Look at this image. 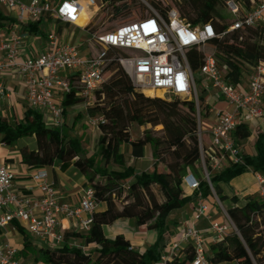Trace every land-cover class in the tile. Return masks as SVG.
Listing matches in <instances>:
<instances>
[{
	"label": "built area",
	"instance_id": "2783aa9c",
	"mask_svg": "<svg viewBox=\"0 0 264 264\" xmlns=\"http://www.w3.org/2000/svg\"><path fill=\"white\" fill-rule=\"evenodd\" d=\"M0 7L14 13L19 23L50 16L56 22L73 26L77 24L83 7L93 8L94 16L102 9L103 2L84 0L82 4L77 0H63L57 6H52L48 0H30L28 4L18 0H0ZM223 9L231 20L221 32L210 23L190 26L175 9L170 10L166 16L153 11L143 18L122 24L101 35L88 31L87 41L96 45L95 52L89 55H82L75 46L62 41L57 34L49 33L46 36L45 49L39 56L21 59V39L12 34L9 40L0 38V75H17L23 82L29 109L42 113L55 128L63 125V109L54 102L55 95L58 94L63 99L65 94L74 89L71 80L75 79L79 89L77 97L85 107L91 105L94 92L105 80V68L112 61L128 76L134 89L143 95L159 92L168 100L176 98L193 101L196 105V137L202 180L213 192L210 176L223 171L226 165L245 166L243 152L233 137L237 125H247V122L253 121L264 125V61L248 67L249 75L245 84L240 82L234 85L228 80L226 67L217 66L214 52L202 53V62L196 73L230 110L214 111V121L208 129L199 125V95L187 54L190 51H200L210 41L220 40L235 31L264 24V0H227ZM111 51H115L117 55L110 58ZM10 95V91L0 86V98ZM88 123L98 129L105 120L102 116L88 117ZM253 174L258 195L264 203V176ZM14 178L12 168L2 164L0 231L7 227L16 231V227L20 226L35 239L52 248H71L65 238L62 221L71 220L80 234L88 233L93 214L99 206L90 186L86 185L81 189L76 205H70L64 202L53 184L47 182L45 169H37L30 175L38 193L35 196L17 193L13 188ZM183 186L194 193V220H208V227L205 231L194 226L185 228L179 240L169 243L154 264H168L180 260L186 246L191 247L194 256L190 264H209L206 259L205 236L215 243L231 233L238 234L227 214L223 222L210 220V203L202 197L200 180L195 175H186ZM122 188L127 189V183ZM213 196V201L221 207L217 196ZM0 264L25 263L19 259L15 247L5 244L0 248Z\"/></svg>",
	"mask_w": 264,
	"mask_h": 264
},
{
	"label": "trees",
	"instance_id": "16d2710c",
	"mask_svg": "<svg viewBox=\"0 0 264 264\" xmlns=\"http://www.w3.org/2000/svg\"><path fill=\"white\" fill-rule=\"evenodd\" d=\"M48 1L54 3L57 0ZM104 1L109 6L113 4L112 0ZM225 1L175 0L174 9L190 26L210 23L221 32L229 25L218 11ZM155 6L163 16L172 10L170 7L162 8L158 3ZM113 12L119 14L120 8L113 9ZM94 17L84 26L87 31L91 32ZM208 44L213 48L217 66L226 67L228 80L238 85L248 67L264 61V24L235 31ZM112 53L116 52H109L110 58ZM187 61L190 69L197 72L202 54L190 51ZM107 73L109 77L94 92L92 104L86 106L88 117L102 116L105 120L98 127L96 157L86 155L80 140L47 126L39 111L28 109L21 121L13 123L0 118V144L12 147L21 139L34 138V150L27 146L19 147L23 165L33 170L52 168L56 164H71L86 178L97 203L105 207L93 214L88 233L65 234L66 239L68 236L81 239L83 247L90 246L91 250L43 247L40 255L46 264H154L160 259L165 245L168 216L192 202L191 197L184 196L182 187L183 178L189 171H193L196 176L194 167L200 159L195 103L176 98L162 100L145 97L134 89L128 76L114 61L106 66L105 75ZM71 86L74 89L65 94L62 101L65 109L81 103L77 97L79 89L75 79L71 80ZM198 103L203 108L202 96H198ZM132 124L151 128L161 126V136H154L152 131L146 130L142 137L132 140L129 133ZM250 136L249 127L243 123L237 125L233 134L238 146ZM147 145L152 150L153 171L137 174L133 167L127 166L120 149L129 146L130 156L140 159ZM253 147L254 155L244 157L245 166L226 165L223 171L210 176V183L220 202L226 200L220 190L221 183L229 184L249 170L264 176V132L258 134ZM113 165L118 169L114 170ZM91 168H94L93 175L99 176L103 182H94ZM199 180L200 189L211 195L207 183L202 178ZM126 181H129L128 188L123 189V182ZM154 187L162 197L161 202L157 200ZM124 193V201H121ZM231 201L233 206L227 209L226 214L238 234L231 233L222 241L212 243L206 253L208 263L264 264V203L253 196L247 198L243 206H237L234 197ZM117 202L124 203L118 206ZM119 220H133L137 226H146L148 230L154 231V244L140 252L134 250L122 234L113 239L107 238L103 227ZM16 230L22 232L19 227ZM183 254L182 260L168 264L191 263L194 256L190 246L184 247Z\"/></svg>",
	"mask_w": 264,
	"mask_h": 264
},
{
	"label": "crops",
	"instance_id": "0c3cea01",
	"mask_svg": "<svg viewBox=\"0 0 264 264\" xmlns=\"http://www.w3.org/2000/svg\"><path fill=\"white\" fill-rule=\"evenodd\" d=\"M22 3L28 4L30 0H18ZM63 0H57L56 4L52 6H57ZM80 3L84 4V0H77ZM91 12L88 13V19L93 16V8H91ZM0 15L3 17L0 20V38L9 40L12 34H16L21 40L19 44V51L22 58H36L39 56L45 49V40L46 36L49 33H55L59 36V38L75 46L78 51L82 55L93 54L94 47H88L85 45L82 40H86V36L88 31L83 28L85 25H69L68 28L70 31H65L64 29H59L54 20L50 18V16H45L41 19L35 21H27L24 23H19L15 19V14L7 11L6 9L0 7ZM86 21V22H87ZM85 48L83 51L82 49ZM0 59L2 57L0 56ZM0 86H2L5 90L11 92V95L8 97L0 98V118L4 119L8 123H13L14 121H21L24 115V112L29 109L26 100H25V89L23 86L22 80L14 74L7 73L0 75ZM62 97L58 94L54 97V102L59 104L63 109V125L60 129L69 128V129H77L80 128L77 135L79 138L86 137L87 130H84V126H88V116L86 114V107L84 103H81L70 107L63 108L62 106ZM203 108L207 110V115L210 117L208 125L205 129H208L214 121V115L212 110L208 108L203 103ZM76 112V116L73 120H71L70 124L68 123L70 116ZM87 119V121L84 120ZM44 123L50 127L49 120L43 117ZM84 123V124H83ZM80 124V125H78ZM82 125V128L80 127ZM249 127L251 136L246 142H252L254 144L258 134L264 132V125L259 124L256 121L247 122ZM90 126V125H89ZM98 135L99 130L96 129ZM67 136L74 137L73 133L68 134ZM82 145L84 144L81 141ZM27 146L29 149H35V141L34 138H26L21 139L19 142L12 147H8L6 145L0 144V166L2 164H6L12 168L14 171V182L13 188L14 190L24 196H35L37 195V189L33 185V181L30 178V175L37 169L30 170L25 165L21 163L19 156V147ZM243 154L247 156L246 149L242 148V144L239 145ZM85 151L84 147H82ZM120 151L123 153L127 166L133 167L137 174L139 173H151L153 171V158L150 154V158L145 159V155L140 159H133L130 156L129 146H122ZM254 155V153L252 154ZM150 162V163H149ZM63 164H56L52 168L45 169L47 172V182L53 184L56 192L63 197L65 203L70 205H76L79 200L80 191L84 185V176H82L72 165L71 168L75 170V172L79 173L80 178L78 180H72L66 172L62 171L61 166ZM77 173L73 175L76 176ZM252 175L254 179L253 189L249 190V188H245L243 184V179L241 176L232 180L229 184L221 183L220 190L222 192V196L226 197V200L220 202V209L222 212H218L213 214L212 208L214 205L213 198L211 195H208L205 191L200 189V193L204 199L210 203V220L223 222L225 220V210L223 209V205L228 209L233 206L231 199L234 197L237 202V206H243L247 200V198L253 196L258 198V186L255 181L254 174L251 172L245 173ZM244 175V174H243ZM31 189L32 191H28ZM184 196H188L192 198V202L183 208L172 212L166 221L165 225V234H164V247L162 249L161 255L165 252L166 247L172 241H177L180 238V234L182 231L190 226H194L198 230L205 231L208 227V220H198L195 221L193 218V206H194V193L184 186L182 187ZM99 210H104V205L98 206ZM84 216V215H83ZM62 225L64 227L65 234H76L80 233L79 230L75 227L73 221H62ZM19 227L22 232L18 230L13 231L10 227L2 229L0 231V248L9 244L10 246L15 247L18 250V257L21 262L25 264H46L42 261L40 250L43 247H48L46 243L35 239L32 235H30L27 231H25L22 227ZM103 233L107 238H112L118 234H122L131 244V247L134 250L143 252L148 247L154 244L156 240V233L154 231L148 230L146 226H137L133 220H119L114 222L109 226L103 227ZM206 238V253L209 252V246L212 244V240L205 236ZM67 241L71 244V248L83 249L84 251H89L92 247H83L82 240L76 238L74 236H68ZM184 256H182L181 260ZM190 264V263H185ZM221 264H236L235 262L231 263H221Z\"/></svg>",
	"mask_w": 264,
	"mask_h": 264
},
{
	"label": "rangeland",
	"instance_id": "374dc122",
	"mask_svg": "<svg viewBox=\"0 0 264 264\" xmlns=\"http://www.w3.org/2000/svg\"><path fill=\"white\" fill-rule=\"evenodd\" d=\"M104 1V0H103ZM175 0H112L113 4H111L110 6L108 5V3H106L104 1V8L100 9L99 11L96 12L95 17L93 18V20L91 21V32L101 35L103 33L106 32H110L112 30H114L116 27L125 24V23H129V22H133L136 21L140 18H143L149 14H151L153 11L157 12V8L155 6V4H159L162 8L165 7H170L171 9H174V3ZM56 2L53 3V5H55ZM115 8H120V13L119 14H114L113 9ZM87 12H91L92 9L87 7L86 8ZM219 14L226 19V21H228V23H230V16L225 12V10L222 8H220L219 10ZM87 19H88V13H87ZM56 26L59 29H64L65 31H70L71 29L68 28V26H65L61 23L55 22ZM88 38V36H86ZM86 40H82V42L87 45L88 47H94L96 48V45L94 43H89ZM83 51L85 50V48L82 49ZM201 54L202 53H209V52H213V48L212 46H210L209 44L205 45L200 51ZM112 57L117 55V53H112ZM248 75H249V71L248 69H246L241 77V82L243 84H245L247 82L248 79ZM109 77V74L107 73L105 75V80ZM194 78L196 80V86H197V93L199 96H202L204 98L205 104L208 106V108L212 111H228L230 110L229 106L224 103L223 101H219L217 94L215 93V91L213 89H211V87L202 79L201 76L197 75L196 72H194ZM145 97H149L144 95ZM160 98L162 100H168L167 97H162L161 94L160 95H154V96H150V98ZM207 115V110L204 108H200V116L198 118L199 120V125L202 128H205L208 123H209V118ZM76 116V112L73 113L70 118L68 123L70 124L71 120H73ZM87 121V119L84 120ZM83 123V124H84ZM81 124V128L82 125ZM80 125V124H78ZM51 128L53 129H58L60 131H62L65 135H68L70 133H73L75 136L73 138L78 139L80 141H83V145L81 143V147H84L86 155L92 156V157H96L97 156V151H98V146H97V141L99 138V135L96 131L95 128L91 127V126H84L83 129L87 130L86 132V137L84 136L82 139L79 138V136L77 135V133L80 131V128L77 129H69L64 128V129H60V128H55L53 125H50ZM146 130H150L152 131L154 136H161V130L162 127L158 126L155 128H151L150 126H143V127H139L135 124H132L129 128V133H130V137L131 139H137L142 137V134L144 131ZM71 137V136H69ZM26 139V138H25ZM28 139V138H27ZM255 143V142H254ZM242 148L246 149L247 152V156H251L254 153V144L252 142H242ZM83 149V148H82ZM152 150H151V146L147 145L144 148V155H145V159H149L150 154H151ZM243 156L245 157V155L243 154ZM99 158L97 157V160ZM150 163V162H149ZM61 167L62 171L66 172V174L72 179V180H78L80 178L79 173L75 172V170L73 168H71V164H64L59 166ZM112 168L114 170H117L118 168L116 166H112ZM94 169V168H93ZM93 169L91 168L90 170V174L93 175ZM194 171L196 173V178L200 179L202 178V169L200 166V163H197L194 167ZM77 173L76 176H74L73 174ZM189 174H193V171H189ZM94 176V175H93ZM84 185L89 186V183L87 182L86 178L84 177ZM241 179H243V184L245 186V188H249V190L253 189V183H254V179L252 177V175L250 174H244L241 176ZM99 181V182H103V179H101L99 176H94V182ZM129 183V181L123 182V184ZM154 193L156 194L157 200L159 202L162 201V197L160 196L159 192L157 191L156 187L153 188ZM209 192L211 193V197L213 198L215 192L213 190V192L211 190H209ZM207 193V192H206ZM214 193V194H213ZM126 193L123 194V197L121 199V201H124V197H125ZM124 203V202H123ZM121 202H117V205L120 206L121 204H123ZM223 209L225 210V212L227 211V208L225 207V205L222 206ZM212 212L213 214L218 213V212H222L218 203L215 201L213 208H212ZM115 237V236H114ZM114 237L110 238L113 239Z\"/></svg>",
	"mask_w": 264,
	"mask_h": 264
},
{
	"label": "bare ground",
	"instance_id": "6f19581e",
	"mask_svg": "<svg viewBox=\"0 0 264 264\" xmlns=\"http://www.w3.org/2000/svg\"><path fill=\"white\" fill-rule=\"evenodd\" d=\"M86 21H87V11H86V9L83 7L82 9H81V12H80V16H79V19H78V21H77V25H84L85 23H86ZM147 95L150 97V96H156V95H160V93L159 92H157V93H152V92H149V93H147Z\"/></svg>",
	"mask_w": 264,
	"mask_h": 264
}]
</instances>
